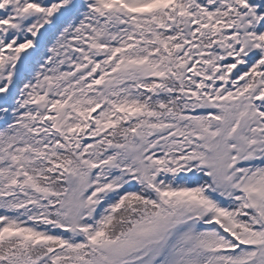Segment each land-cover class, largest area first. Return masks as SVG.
<instances>
[{
  "label": "snow or ice",
  "instance_id": "snow-or-ice-1",
  "mask_svg": "<svg viewBox=\"0 0 264 264\" xmlns=\"http://www.w3.org/2000/svg\"><path fill=\"white\" fill-rule=\"evenodd\" d=\"M0 264H264V0H0Z\"/></svg>",
  "mask_w": 264,
  "mask_h": 264
}]
</instances>
